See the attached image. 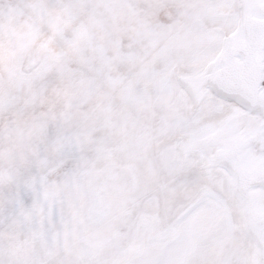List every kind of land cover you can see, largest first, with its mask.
<instances>
[{
  "label": "snow or ice",
  "instance_id": "snow-or-ice-1",
  "mask_svg": "<svg viewBox=\"0 0 264 264\" xmlns=\"http://www.w3.org/2000/svg\"><path fill=\"white\" fill-rule=\"evenodd\" d=\"M0 264H264V0H0Z\"/></svg>",
  "mask_w": 264,
  "mask_h": 264
}]
</instances>
